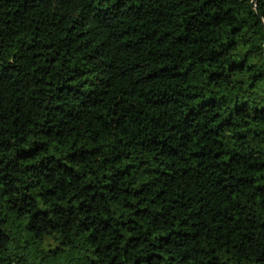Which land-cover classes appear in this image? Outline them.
Returning <instances> with one entry per match:
<instances>
[{"label":"clouds","instance_id":"clouds-1","mask_svg":"<svg viewBox=\"0 0 264 264\" xmlns=\"http://www.w3.org/2000/svg\"><path fill=\"white\" fill-rule=\"evenodd\" d=\"M112 2L114 0H103V3L101 0H45L42 10H46L49 16L60 13L70 26L83 30L87 25L91 29L90 34L100 31L103 35V29L96 23L100 19L97 16V6H107ZM185 2L190 9L193 0ZM261 2L264 3V0ZM180 3L181 0H157L154 7L165 11L167 7H178ZM258 7L254 6V0H225L219 11L222 15L224 8H231L232 11L225 17V23L219 28L218 34L214 33L217 42L236 41V47L218 63L226 66L231 62L230 57L235 52L234 58L245 60V70L231 73L227 72L226 67H222L221 70L225 72L227 80L219 89L203 80L204 65H200L194 72V78H199L203 83V88L200 89L201 99L206 96L217 97L216 111L221 112L220 119L228 117L233 111L234 104L241 100L248 101L246 114L235 117L231 129H215L220 132V138L227 141L223 146L218 145L217 150L227 149V155L238 153L235 166L239 170L233 173L230 167L225 172L222 164L217 169L216 161L212 160L209 154L208 163L201 165L205 172L208 167L212 169L206 177L209 182L215 176L222 178L224 183L231 184L233 175L249 174L247 170L250 164L257 169L264 165V122H261L264 114L253 112V109L264 107V8L260 9L261 15L257 19ZM64 21L61 22V26ZM232 27L237 29L236 35L228 31ZM0 30L3 31V34H0V68L7 64L17 66L15 71L10 70V79L0 77V145H2L0 161H3L0 162V264H92L93 260L96 264H109L113 255H117L118 259L112 261V264H131V261L123 256L124 248L120 237L122 231L126 242L128 236H140L144 240L152 231L166 233L176 225V221L168 214L170 200H165L163 204L159 201L155 204L149 202L150 196L154 197L156 191H159L161 181L145 174V168L151 169L154 163L159 165L160 161H163V165L172 166L178 162L179 157H167L166 154L157 156L160 151L158 147H141L140 142L149 145L151 137L160 136L172 147L178 148L183 143L178 137L184 132L195 129L199 134L198 138L202 137L203 132L207 131L204 125L210 122L215 111L194 121L190 119L192 128L184 124L186 110L195 108L196 105L183 96L175 95L183 81L171 77L173 73L183 70L186 66L185 61L182 54L180 57L174 55L166 60L157 52L150 63L142 64L139 69L128 64L107 69L106 65H100L99 60L92 65H82L86 70L91 67L98 76L102 74L105 83L110 84L119 77L124 86L117 89L105 88L99 80L90 81V85L96 88L94 95L100 97L103 103L92 106L79 105L77 101L73 110L79 113V117L66 119L65 114L52 111L53 100L56 99L53 95L54 89L41 91L42 85H38L35 75L30 74L35 61L27 51V43L24 40H17L15 36H9L2 24ZM245 53L248 54L246 57ZM173 64H179L181 67L173 68ZM38 67L42 68V61ZM149 71L154 73L151 78L147 77ZM51 72L53 79H56L58 70L51 69ZM120 73H123L122 77L119 76ZM71 74V70L65 67L58 73V77L61 82H65L66 76ZM149 79L152 80L153 91L145 92L144 89L149 86ZM137 81L142 85L139 91L136 88ZM157 85L173 92V99L176 102L164 108L157 106L153 109L151 104L157 98L155 92ZM17 88L20 92H17ZM33 90L38 97L36 103L47 105L48 112H44L42 108L33 109L30 102L26 103L27 98L33 95ZM108 91L120 101L115 109L112 108L111 99L104 98L103 93ZM125 92L128 95L126 101L123 99ZM141 94L143 99H139ZM220 95L225 99L219 100ZM18 96L21 97L19 102ZM64 104L68 107L66 101ZM126 105L133 107L126 108L124 107ZM137 106L146 113L159 115L160 121L150 120L147 115L143 119H137L138 114L135 113ZM17 107L21 109L19 113L16 112ZM102 108L107 110V115L100 118ZM112 111L122 115L112 117ZM129 112L133 113L135 128L124 123ZM254 115L257 117L256 121L249 124ZM45 119L48 120L47 124L44 123ZM13 120H16L15 124ZM173 124L177 127L169 131ZM254 132L258 135H254ZM239 135H243L244 139L236 138ZM205 140L211 145V138ZM53 142L65 145V149L61 151L57 147L56 152L50 154L48 145ZM37 144L43 147L34 158L16 159V153L21 148H32ZM76 145L80 147L77 148ZM92 149L96 150L95 153L91 151ZM69 152L75 155L69 156L67 154ZM52 155L56 158L52 159ZM185 155L184 151L180 152L181 157ZM153 156H156L155 162L152 160ZM141 160L147 162L142 167ZM41 162L44 167H41ZM126 164L136 165V168L126 179H122L118 169H123ZM26 168L30 170L26 171ZM167 170L165 167V171ZM42 173L48 175L47 180ZM5 176L7 179H4ZM105 176L108 179H105ZM260 176H264V171L260 172ZM256 183L264 185V179L258 177ZM88 184L93 185L91 191L85 188ZM105 184L112 190H105L103 187ZM177 185L188 194H194L198 190L190 181L184 182L183 178L177 177L169 186L170 193H175ZM48 188L52 189L54 195L48 194ZM124 188L129 189V195L123 194ZM140 188L144 189V195L133 196L132 193ZM248 191L255 201L257 194L255 187L250 185ZM100 192L104 193L103 201L99 199ZM93 193L97 194L95 198ZM25 194L32 199L21 202L20 198ZM200 194L204 193L201 191ZM261 199L264 200V196H261ZM11 200L17 202V207L22 209L21 212L18 213L12 208ZM125 204H128L127 208L124 207ZM141 205L155 210L149 211L146 217L134 216L133 213ZM255 206L259 209V215L252 212V216L249 217L251 227L247 233L244 228L240 229L241 239L237 242L235 251L231 250L230 245L236 241L230 240L229 253H219L222 257L221 264H257L256 256L264 252V228L261 227V224H264V207L258 202ZM162 209L165 214L158 217L157 213ZM112 217L115 219H111ZM176 217L177 220L188 219L184 212H177ZM104 218H109L111 225L107 231H103V225L100 224ZM121 220L125 222L132 220L137 223H126L125 228L121 229L117 226V222ZM129 228L132 230L128 231ZM5 236L10 239L5 240ZM90 236L98 239L90 242ZM106 243L111 244L112 251L104 250ZM97 247L100 248L99 253L95 252ZM141 247H146V244L142 243ZM211 247L209 243L204 256L210 258L208 249ZM191 251L192 245L187 244L185 248H176L170 254L177 258L179 264H183L180 258ZM196 264H199V259Z\"/></svg>","mask_w":264,"mask_h":264},{"label":"trees","instance_id":"trees-1","mask_svg":"<svg viewBox=\"0 0 264 264\" xmlns=\"http://www.w3.org/2000/svg\"><path fill=\"white\" fill-rule=\"evenodd\" d=\"M101 2L103 3V0ZM156 2L157 0H114L107 6H97V16L100 19L96 23L103 29V35L100 31L90 34L91 29L87 25L84 26L83 30L68 25L60 13L49 16L46 10H42L45 0H2L0 2V24L3 25L4 29H7L9 36H15L17 40H24L27 43V51L30 52L35 61L30 74H34L36 83L42 85L41 91L54 89L53 95L56 99L53 100L52 111L57 114H65L66 119L79 117V113L73 110L77 101L79 105L99 106L103 103L100 97L94 95L96 88L90 85V81L99 80L105 85V88L117 89L124 86L119 77L110 84L105 83L102 74L98 76L91 67L86 70L82 65H92L99 60L100 65H106L107 69H113L114 66L119 68L125 64L139 69L142 64L150 63L156 57L157 52L166 60L171 59L174 55L180 57L182 54L186 66L182 71L173 73L171 78L182 80L180 89L183 90L177 89L175 95L183 96L196 105L195 108L186 110L184 124L192 128L189 123L190 119L194 121L196 118L213 111H215V115L211 117L210 122L204 125L207 131L203 132L202 137L198 138L199 134L195 132V129L180 135L178 139L183 143L178 148L172 147L160 136L151 137L149 145H145L143 141L140 142L141 147H158L160 151L157 156L166 154L167 157H179L178 162L172 166L163 165V161H160L159 165L154 163L151 169L145 168V174L159 178L161 181L159 191H156L154 197L150 196L149 202L155 204L159 201L163 204L165 200H170L168 214L176 221V225L166 233L152 231L144 240L140 236H128L124 242L125 238L122 231L120 237L124 248L123 256L130 260L131 264H179L177 258L170 254L171 251L176 248H185L187 244H191V253H185L180 258L183 264H196L197 259H199V264H221L222 257L219 253H229L230 240L236 241L230 245L231 250L235 251L237 242L241 239L240 229L244 228L245 233H247L251 227L249 217L252 216V212L259 215V209L255 206L256 203L258 202L261 207H264V200L261 199V196H264V185L256 183L258 177L264 179V176H260V172L264 171V165L257 169L250 164L247 170L249 174L244 176L233 175L231 184L224 183L222 178L215 176L209 182L206 177L212 172L211 167H208L207 172L201 167L202 164L208 163L209 154H211L212 160L216 161L217 169L222 164L225 172L230 167L233 173L239 170L235 166L238 153L227 155V149L217 150L218 145L223 146L227 141L221 139L220 132L215 131V129H231L234 118L246 114L248 101L241 100L234 104L233 111L228 114V117L220 119L222 114L216 111L217 97L206 96L201 99L200 89L203 88V83L199 78H194V72L199 69L200 65H204L203 80L219 89L227 80L225 72L221 68L226 67L227 72L231 73L242 72L245 70V60L234 58L236 53L233 52L230 57L231 62L226 66L218 63L222 57L228 56L230 50L236 47L235 40L217 42V36L214 35V33L218 34L219 28L225 23V17L232 11L231 8H224L223 15L219 11L225 0H193L190 9L185 0H181L178 7H167L165 11L155 8ZM257 5L259 6L257 12L261 15L260 9L264 8V3L261 0H254V6ZM257 19H259L258 15ZM62 21H64L63 26H61ZM228 31L232 35L237 33L235 27L229 28ZM0 34H3L2 30H0ZM25 38L27 39L25 40ZM244 55L246 57L248 54L245 53ZM40 61H42V68L38 67ZM65 67L69 68L72 74L66 76L65 82H61L58 73L63 71ZM172 67L180 68L181 66L173 64ZM16 68L17 66L12 64L3 66L0 68V77L10 79V70L15 71ZM51 69L58 70L56 79H53ZM153 75L154 73L151 71L147 73L149 78ZM119 76L122 77L123 73H120ZM74 77H78V79ZM148 85L144 91L152 92L151 79L148 80ZM251 86L249 85V87ZM141 87L142 85L137 81V91ZM17 92H20L19 88H17ZM155 92L157 98L151 104L153 109L157 106L164 108L176 102L173 99L174 93L167 91L163 86L157 85ZM103 95L105 99H111L113 109L120 104V101L113 97L111 91L105 92ZM20 99L21 97L18 96L17 101L19 102ZM37 99L36 91L33 90V95L27 98L26 103L30 102V107L33 109L42 108L44 112H48V106L37 104ZM123 99L125 101L128 99L126 92ZM139 99H143L142 94ZM224 99L223 95L219 96V100ZM64 101L67 102L68 107H65ZM124 107L132 108L133 105ZM20 111L21 109L17 107L16 112L19 113ZM253 112L264 114V107L253 109ZM135 113L138 114L137 119H143L147 115L150 120L160 121L159 115H153L152 112L146 113L144 109L138 106L135 107ZM106 115L107 110L102 108L100 118ZM111 115L117 117L121 116L122 113L112 111ZM132 117L133 113L129 112L128 119L124 123L135 128L136 123ZM256 119L257 117L254 115L252 121L248 123L255 122ZM12 122L15 124L16 120ZM261 122H264V116L261 117ZM44 123L47 124L48 120L45 119ZM176 127L175 124L171 125L169 131ZM150 132L151 129H149ZM253 134L258 135L256 132ZM205 138H211V145L206 142ZM236 138L244 139L243 135ZM69 143H71V138H69ZM42 147V145L37 144L32 148H21L16 153V159H32ZM57 147L61 151L65 149V145H58L53 142L48 145L49 153H55ZM76 147L79 148L80 145H76ZM91 151L95 153L96 150L92 149ZM181 151H184L186 155L181 157ZM67 154L69 156L75 155L71 152ZM51 158L55 159L56 157L52 155ZM152 160L155 162L156 156H153ZM146 163V161L141 160L140 166L142 167ZM41 167H44L43 162H41ZM165 167L168 168L167 171H165ZM135 168L136 165L126 164L123 169H118V171L121 172L122 179H126ZM190 169L196 171L190 172ZM27 170L30 168H26ZM42 175L45 180L48 179L47 174L42 173ZM177 177L183 178L184 182L190 181L192 185L197 186L198 190L194 194H188L177 185L175 193H170L169 186L175 182ZM4 179H7V176ZM105 179L108 177L105 176ZM250 185L256 189L255 201L248 191ZM103 187L105 190H112L108 184ZM85 188L91 191L93 185H85ZM201 191L204 193L203 195L200 194ZM47 192L49 195H54L51 188H48ZM123 194L129 195V189L124 188ZM138 194L144 195V189L140 188L132 193L133 196ZM96 195L93 193L94 198ZM98 195L99 199L103 201L104 193L100 192ZM20 199L23 202L31 200L32 197L25 194ZM10 203L18 213L22 211L21 208L17 207L15 200H11ZM81 207H84L83 203ZM124 207L127 208L128 204H125ZM154 210L141 205L133 215L146 217L149 211ZM177 212L186 213L188 219L177 220ZM164 214L162 209L157 213V216ZM155 218L153 217V219ZM111 219H115V217ZM165 222L167 223V221ZM126 223L137 222L121 220L117 222V226L124 229ZM100 224L103 225V231H107L111 227L109 218L102 219ZM245 225L248 227L246 228ZM261 227L264 228V224H261ZM131 230V228L128 229V231ZM145 230L147 231V229ZM8 239L10 237L5 236V240ZM94 239H98V237H89L90 242ZM148 240L154 242L149 243ZM142 243L146 244V247H141ZM209 243L212 245L208 249L210 258L204 256ZM104 250L106 252L112 251L111 244L106 243ZM95 252L99 253L100 248L97 247ZM117 259V255L112 256V261ZM112 261H109V264H112ZM256 262L257 264H264V252L256 256ZM92 264H96V261L93 260Z\"/></svg>","mask_w":264,"mask_h":264},{"label":"water","instance_id":"water-1","mask_svg":"<svg viewBox=\"0 0 264 264\" xmlns=\"http://www.w3.org/2000/svg\"><path fill=\"white\" fill-rule=\"evenodd\" d=\"M257 15H258V17L260 16L258 12H257Z\"/></svg>","mask_w":264,"mask_h":264}]
</instances>
